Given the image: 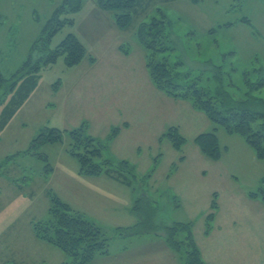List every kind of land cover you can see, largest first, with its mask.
Returning a JSON list of instances; mask_svg holds the SVG:
<instances>
[{
  "label": "rangeland",
  "instance_id": "374dc122",
  "mask_svg": "<svg viewBox=\"0 0 264 264\" xmlns=\"http://www.w3.org/2000/svg\"><path fill=\"white\" fill-rule=\"evenodd\" d=\"M62 3L63 0H0V70L5 78L22 66L48 19ZM113 14L114 11L103 9L98 0H83L78 11L62 15L73 18L74 23L65 24L49 47L56 48L73 33L85 45L86 58L79 66L69 67L65 55L60 54L55 63L43 67L35 91L0 130L1 264H60L69 260L61 249L37 238L34 232L35 222L49 218L51 190L96 221L110 238L109 256L98 255L93 264H125L131 258L133 263L141 259L137 253L149 256L154 245L161 242L149 239L157 236L155 232L129 236L116 233L117 227L136 223L138 217L132 208L143 194L160 208L153 223L171 225L192 220L198 231L205 227L214 196L224 211L240 213L249 227L256 215L264 212L262 202L249 198L251 192L264 185V158H259L241 135L223 127L215 130L216 124L190 101L171 97L177 102L174 107L161 102L160 97L168 101V96L150 79L145 50L136 33L141 21L163 17L173 49L157 53V59L182 61L179 68L197 77L201 86L213 91L224 86L234 100L245 101L249 109L263 110L253 97L264 100V85L259 89L255 86L264 80V0H136L131 24L125 29L117 26ZM90 61L110 68L102 77L100 72L90 75L88 69L94 66ZM91 78H103V88L112 102L137 100L132 85H141L154 102L150 104L152 114H160V110L163 115L168 114L164 129L177 125L186 137L185 143L176 148L168 137H163V121L142 134L130 129L113 143L108 133L121 113L123 119L126 115H115L119 111L116 104L112 113L96 112L101 118L98 121L104 123L100 127L90 124L96 120L95 94L86 107H69L71 101L64 102L67 94L75 92L74 82ZM95 85L87 84L90 88ZM118 93L122 98L116 97ZM1 109L2 106L0 114ZM177 111L179 117L175 115ZM72 115L76 116L75 123L70 121ZM83 122L90 124V134L99 129L106 156L125 158L135 165L142 180L138 185L125 186L107 175L81 174L77 158L67 150L68 132L63 133L61 141L27 151L32 139L45 127L69 130ZM261 122L262 119L256 120L254 129H262ZM108 124L110 128L105 129ZM206 131L218 134L221 156L217 160L207 157L195 141L198 134ZM125 245L130 248L128 252ZM243 253L247 255L242 260L246 264H260L259 260L264 259L263 246L257 249L253 239L242 248L240 254L245 256Z\"/></svg>",
  "mask_w": 264,
  "mask_h": 264
},
{
  "label": "trees",
  "instance_id": "16d2710c",
  "mask_svg": "<svg viewBox=\"0 0 264 264\" xmlns=\"http://www.w3.org/2000/svg\"><path fill=\"white\" fill-rule=\"evenodd\" d=\"M82 2L83 0H63L62 5L48 19L42 36L35 41L22 66L10 78H5L0 70V106H2L0 130L7 126L17 110L36 89L43 67L55 63L60 54L65 55V62L69 67L81 63L86 58L85 45L73 33H69L56 48L49 47L53 36L65 24L74 23L73 18L62 15L78 11L82 7ZM98 2L103 9L114 11V20L119 28L129 27L136 0H98ZM136 33L145 50V63L149 76L160 91L170 97L190 101L197 110L203 111L216 124L215 130L223 127L229 133L241 135L254 149L256 155L264 158V109H249L244 104L245 101L234 100L224 86H219L214 91L201 86L197 77L179 68L183 64L182 61L171 63L167 57L157 59V53L173 49L163 17L141 21ZM125 52L129 53L127 49ZM90 59L95 61L94 57ZM263 85L264 80L255 84L258 89ZM253 99L264 108L262 98L253 97ZM258 119H262V129L253 127V123ZM88 126L85 122L69 130L47 126L32 139L27 151L33 152L44 143L61 141L63 133L68 132L70 143L67 150L77 158L81 174L107 175L133 188L135 184L138 185L142 180L136 172L135 165L125 158L113 159L106 156L105 143L88 133ZM119 131L120 126H114L108 138L110 140L115 138ZM162 136L168 137L176 148H180L186 141L178 126L169 127ZM195 141L207 157L214 160L220 158L221 147L216 131L202 132L195 137ZM183 158L184 156L181 157L182 160ZM175 167L177 165L173 169ZM151 175L152 173L144 177ZM262 182L264 184V177ZM48 194L51 198L49 218L35 222L34 232L37 238L57 246L65 253L69 260L60 264H93L98 255L110 253V238L96 221L74 209L54 191L51 190ZM250 197L264 203V185L251 192ZM155 203L145 194L139 196L132 208L138 217L136 223L119 226L116 228V233L120 236H129L162 231L167 245L182 258V264H207L195 239L193 222H174L171 225L153 223L160 209L156 201ZM217 208L218 202L214 196L211 211L206 216V232L211 229ZM181 232L184 233L182 238H180Z\"/></svg>",
  "mask_w": 264,
  "mask_h": 264
},
{
  "label": "crops",
  "instance_id": "0c3cea01",
  "mask_svg": "<svg viewBox=\"0 0 264 264\" xmlns=\"http://www.w3.org/2000/svg\"><path fill=\"white\" fill-rule=\"evenodd\" d=\"M90 63L92 62L90 61ZM94 63L95 64L98 63V59ZM121 63L119 64L120 67H121ZM95 64L94 66H96ZM94 66H91L88 69L89 74L98 75V73L100 72L99 77L105 75L107 68H110L108 66H96V67ZM111 68L114 69V67ZM102 80L103 78H96V79L91 78L88 81L86 80L83 81V79H81L79 81L74 82L72 84V88L75 92L71 94H67V96L64 97V102H66V104H69V100H70L71 104L69 105V107L79 104H84V106L86 107V102L91 103L93 99V94H95L98 101L95 104L96 107L94 109L95 111H93V115H94L93 117L96 118V120L95 122L91 120L90 124L91 126L99 125L100 127H103L104 123H101L102 121H98L101 118H97L96 112L100 111L101 113H105V115L110 111L112 113L116 104V106L119 107V111H116L115 115L117 116L120 112H123L126 115L123 119L121 113L120 119L118 121L115 120V124H116L115 126H120V131L115 138L111 139L113 143H116L120 135H122L126 131H129L130 129L131 130L135 129L138 132V134H142L147 129L151 130L152 126L156 127L160 121L161 122L163 121L161 133L162 132L164 133L166 131L165 129L167 128L166 127L167 125H164V123H165V119L167 120V118H169V115L168 114L163 115V111L161 112V110H160V114L158 112H154L152 114V111L150 110V104L154 102L151 99L149 92H148L149 95H147L145 93V89L142 91L141 85L139 84L132 85V88L137 92L138 95L137 100L127 99V103H125L124 100L122 99H118V101L114 99V101L112 102V100L109 99L108 92L105 91L103 88L104 84ZM93 83L96 84L93 88L87 86V84H93ZM116 97L122 98V96L119 93L116 94ZM166 99H168V101L160 97L161 102L167 103L169 107H174L175 103H177L176 101L173 102L171 100L172 98L171 97L169 98V96ZM71 113L74 114V112ZM175 115L176 117H179L180 114H178L177 111ZM72 119L73 121H71ZM75 119H76L75 115L70 116L71 122L75 123L76 122ZM136 123L139 125H137ZM109 126L110 124L106 125L105 129L110 128ZM170 126H173V124H170ZM100 130H102V128H100ZM91 133L95 137H98L99 129L96 128L93 131L91 130ZM170 174H172V172H170ZM249 198L251 201L262 202L261 200L253 199L250 196ZM69 204L71 205V203ZM262 204L264 205L263 202ZM210 211H211V204L207 215L210 213ZM243 219L244 217L238 212L224 211L222 204L219 203L215 216L211 222L212 224L211 229L208 232H206V218H205V227H202L200 231H198L197 228L196 230L194 229L195 223L193 222V233L197 241V244L201 249L202 256L207 264H246V262L242 260H246L247 255L243 253L245 256H242L240 254V251L242 250L243 247H245V244L251 239H253V243L256 245L257 249H260L261 246H263L264 249V212L258 213L256 215V217L254 218L256 223L253 222L252 227H249V224L246 222V220L243 221ZM197 232L200 234V236L197 235L198 234ZM154 235L157 236H153V238H149V239L158 240L161 242L154 245V249H153L154 251L151 250V254L149 256H147L146 255L147 253L144 252L137 253L136 255H139L141 259L135 260V262L131 263L132 260L131 258L130 260L124 263L125 264H182L181 263L182 258H180V256L167 245L165 240L166 238L163 232L161 231V233H156ZM248 236H250V239L248 238ZM125 248H126L125 252H128L130 249V248L128 249L127 245H125ZM109 254L107 255L109 256ZM130 255L131 254H128L127 257L128 256L130 257ZM262 260L264 261V259ZM262 260H259L260 264H262ZM256 264H258V261Z\"/></svg>",
  "mask_w": 264,
  "mask_h": 264
}]
</instances>
